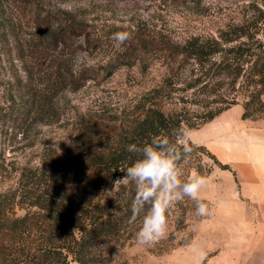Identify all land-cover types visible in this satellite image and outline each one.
Instances as JSON below:
<instances>
[{"label":"trees","instance_id":"trees-1","mask_svg":"<svg viewBox=\"0 0 264 264\" xmlns=\"http://www.w3.org/2000/svg\"><path fill=\"white\" fill-rule=\"evenodd\" d=\"M250 8L253 12L250 18L228 24L217 35L193 36L182 42L134 31L135 36L130 38L134 56L142 54L145 58L161 52L173 61L181 58V67L188 61L194 62L196 72L192 71L187 88L215 95L211 105L208 103L206 109L200 113L195 111L193 116L185 106L166 110L155 101L160 94L157 90L156 96L139 101L135 109L117 111L110 119L94 113L78 116L68 149L56 160H47V167L37 177V185L29 187L27 180L26 191L0 193V264H128L126 250L141 244L136 233L144 215L141 213L135 220L132 217L136 186L124 180L107 197L102 190L103 182L110 175L123 177L138 158L137 154L125 150L128 144L142 146L161 138L176 141L178 138L173 133L182 129L185 138L179 143L188 142L193 149L179 163L182 180L193 174L208 177L216 165L230 168L206 145L185 140V132L211 122L233 103L242 104L243 120L264 116V0H253ZM87 28L71 15L61 20L48 44L41 47L37 42L29 44L30 60L24 65V79L15 76V82L23 85L24 91L12 95L7 100L9 104L0 99V128L9 114L18 119L19 127L28 121H58L54 97L66 87L78 89L97 77L90 69L66 70L59 63L46 71L38 63V50L45 53L61 42H75ZM7 32V25H0V40ZM85 37L90 40L89 34ZM19 51L24 54L22 49ZM164 83L172 86L174 77L169 75ZM224 86L230 94L227 93L228 97L221 92ZM36 176L37 170H32L28 177ZM200 199L208 206L206 215H196L195 202L184 197L166 213V235L157 243L145 246L163 254L181 245L175 242L178 232L210 216L211 202ZM23 204H28L27 210L17 215L16 207H24Z\"/></svg>","mask_w":264,"mask_h":264},{"label":"rangeland","instance_id":"rangeland-1","mask_svg":"<svg viewBox=\"0 0 264 264\" xmlns=\"http://www.w3.org/2000/svg\"><path fill=\"white\" fill-rule=\"evenodd\" d=\"M252 1L2 0L0 25H7L8 31L0 40L5 45L0 44L2 103L9 104L7 100L12 95L24 91L15 76L24 79V65L30 60L29 44H48L61 20L71 15L88 27L86 32L77 36L75 42H61L45 53L38 50V63L46 71L59 63L66 70L90 69L97 77L78 89L66 87L54 97L60 116L56 122L28 121L19 127L18 119L9 114L0 128V193L26 191L27 180L29 187L37 185L47 160H56L68 149L74 122L81 114L94 113L110 119L117 111L135 109L139 101L156 96L157 90L160 94L155 101L166 110L185 106L193 116L195 111L206 109L215 95L187 88L192 71L196 72L194 62L181 67V58L173 61L161 52L145 58L142 54L134 56L130 39L120 44L114 34L125 32L132 37L134 31H141L178 42L193 36L217 35L228 24L250 18ZM87 34L90 40L85 37ZM169 75L175 81L170 87L164 83ZM221 92L228 97L227 86ZM242 111L241 103H233L211 122L185 132V140L206 145L221 163L230 166L223 169L216 165L200 191V197L212 204L209 218L178 232L175 242L181 245L171 252L158 254L142 244L129 247L128 264H264V206L251 204L242 196L235 165L228 162L225 154L226 144L233 143L234 154L241 158L243 129H252L264 120V116L243 120ZM32 170H37L36 177H28ZM118 178L110 175L103 182L104 197L116 190ZM23 205L16 207L17 215L27 210L28 204Z\"/></svg>","mask_w":264,"mask_h":264},{"label":"clouds","instance_id":"clouds-1","mask_svg":"<svg viewBox=\"0 0 264 264\" xmlns=\"http://www.w3.org/2000/svg\"><path fill=\"white\" fill-rule=\"evenodd\" d=\"M114 38L123 44L131 37L129 33L118 32ZM173 135L178 138L176 141L161 138L142 146L135 143L126 145L125 150L137 154L138 158L127 168L124 176L115 181L128 180L136 186L131 211L133 220L144 213L142 225L136 233L138 242L143 245H153L166 235V213L171 205L184 197L195 202L196 215L204 216L208 212L207 204L201 201L199 195L207 183L206 177L193 174L186 180L181 179L183 173L179 163L193 149L188 142L179 143L185 138L182 129Z\"/></svg>","mask_w":264,"mask_h":264},{"label":"crops","instance_id":"crops-1","mask_svg":"<svg viewBox=\"0 0 264 264\" xmlns=\"http://www.w3.org/2000/svg\"><path fill=\"white\" fill-rule=\"evenodd\" d=\"M243 133L241 158L234 154L233 143L226 144L225 154L228 162L235 165L242 196L251 204L264 206V120L252 129H243Z\"/></svg>","mask_w":264,"mask_h":264}]
</instances>
